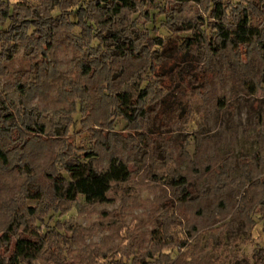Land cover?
I'll return each mask as SVG.
<instances>
[{"label": "rangeland", "instance_id": "1", "mask_svg": "<svg viewBox=\"0 0 264 264\" xmlns=\"http://www.w3.org/2000/svg\"><path fill=\"white\" fill-rule=\"evenodd\" d=\"M135 1L114 30L142 52L136 59L125 54L110 73L103 69L105 57L96 71L85 69L97 57L92 49L99 41L78 26L55 38L48 53L57 65L54 77L45 71L41 50L19 48L9 59L0 45V97L7 112L15 123L33 113L45 129L23 147L16 136L11 163L0 164V255L10 249L2 240L10 224L20 219L21 236L32 219L28 208L36 206L44 220L31 222L47 239L32 264H264V254L257 255L264 248V37L242 55L231 47L213 51L203 41L189 50L186 40L194 31L213 34L210 0ZM10 2L12 9L19 4L20 19L42 16L46 8L60 14V0ZM226 2L229 10L263 6ZM188 20L195 29L179 30ZM144 35L162 36L171 48L144 50ZM180 51L179 67L151 76L152 56L161 64ZM139 76L140 89L148 87L149 94L140 103L145 117L135 125L116 113L108 95L136 89ZM73 154L100 173L115 157L126 162L130 177L113 183L109 201L79 196L66 213L48 210L49 193L33 202L32 184L49 191L47 173L67 177L64 163ZM181 177L186 185L178 184Z\"/></svg>", "mask_w": 264, "mask_h": 264}, {"label": "trees", "instance_id": "2", "mask_svg": "<svg viewBox=\"0 0 264 264\" xmlns=\"http://www.w3.org/2000/svg\"><path fill=\"white\" fill-rule=\"evenodd\" d=\"M257 1L263 5L261 8L251 6L243 9L235 7L229 10L226 0H210L208 26L212 29L213 34L202 33L199 30L194 31L193 37L186 40L187 49L195 50L203 41L216 52L231 47L241 55L244 54V50L248 49V46L264 37V26L261 24L264 19V0ZM0 5V45L6 47V51L9 52L8 58H14L18 49L23 47L32 48L34 51L41 50L42 59L46 64L45 71L52 77L58 76L57 65L49 60L48 53L55 46L56 36L65 28L81 27L87 36L99 41V47L92 49L93 54L92 51L90 52V55L97 57L83 64L85 69L91 73L98 69L102 63L99 62L101 58H106V62L109 64L104 66L102 63L103 69L110 73L117 60L124 57L125 54H128L129 58L136 59L142 52L137 42L128 40L126 35L114 30L117 19L124 10L135 8V0H91L89 3L79 6L76 0H60L59 15H53L50 8H46L42 16H33L32 19H20V12L15 11L19 4H16L12 9L10 0H4L0 2ZM152 7L157 8L158 6L153 5ZM174 8L171 6L170 9ZM71 16H75L77 20L72 21ZM8 20L11 21L10 26L8 28L1 27ZM153 21L156 22V18H153ZM192 23V20L183 22L179 30L195 29ZM154 29L158 30L157 27ZM142 38L147 43L144 50H152L155 46L164 50L171 48L170 41L162 36L148 37L144 35ZM101 46L104 47V51L99 54ZM181 55L180 51L178 56L177 53L174 56H168L162 60L161 64H159V56H152L151 76H158L167 70L179 67L181 59L184 57ZM159 66L164 68L158 70ZM197 77L200 78V73L197 74ZM142 80V76H139L136 89L131 87L108 95L111 103L116 106V113L124 116L130 124L137 125L147 112L146 108L140 106V103L149 94L148 87L140 89ZM88 112L90 113V111ZM35 116L33 113H26L18 123L13 122L14 113L7 112L6 101L0 97V164L11 163L12 152L18 150V146L13 144V139L16 136L22 141L23 147L34 141L35 136L44 135L45 129ZM64 168L68 174L67 177L62 173H47V179L50 181L49 191L44 190L39 183L32 184L34 190H30L29 197L33 202H40L43 200L44 194L49 193L51 205L48 206V210L61 213H66L69 209L68 204L77 200L79 196H84L88 202H107L109 201L108 193L112 189L113 183L124 182L131 174L126 162L115 157L111 159L109 167L104 173L95 171L76 154L65 160ZM179 181V185L181 183L186 185L185 178L181 177ZM187 195L185 193V197ZM62 206L65 207V210L61 208ZM261 206L260 212L264 216V201ZM28 215L32 219L27 220L25 231L21 236L16 237V227L20 226L19 219L10 224L8 232L2 237L10 249L6 255H0V264H32L42 254L47 236L42 234L38 226L31 220L42 222L44 216L38 215L36 206L28 208ZM258 253L264 254V248L257 250V255ZM171 264H174L173 261Z\"/></svg>", "mask_w": 264, "mask_h": 264}]
</instances>
